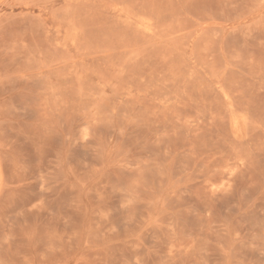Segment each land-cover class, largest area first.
Here are the masks:
<instances>
[{
	"label": "rangeland",
	"instance_id": "rangeland-1",
	"mask_svg": "<svg viewBox=\"0 0 264 264\" xmlns=\"http://www.w3.org/2000/svg\"><path fill=\"white\" fill-rule=\"evenodd\" d=\"M0 264H264V0H0Z\"/></svg>",
	"mask_w": 264,
	"mask_h": 264
}]
</instances>
